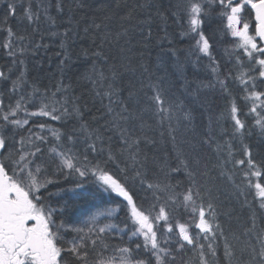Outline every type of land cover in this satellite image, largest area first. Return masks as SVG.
Masks as SVG:
<instances>
[{"label": "snow or ice", "instance_id": "obj_1", "mask_svg": "<svg viewBox=\"0 0 264 264\" xmlns=\"http://www.w3.org/2000/svg\"><path fill=\"white\" fill-rule=\"evenodd\" d=\"M154 36L171 56L187 40L193 63L208 60L196 92L212 103L189 107L150 72ZM229 37L222 65L213 53ZM81 38L89 87L76 95L65 73ZM45 40L59 41L60 79L42 88L27 60ZM0 53V264H264V152L247 142L264 143V0H5ZM104 193L122 199L67 223ZM245 212L237 234L228 222Z\"/></svg>", "mask_w": 264, "mask_h": 264}, {"label": "trees", "instance_id": "obj_2", "mask_svg": "<svg viewBox=\"0 0 264 264\" xmlns=\"http://www.w3.org/2000/svg\"><path fill=\"white\" fill-rule=\"evenodd\" d=\"M4 2L5 0H0V7L3 6ZM20 2L21 0H17V3ZM160 35H162V33H160ZM234 40L235 38L229 37L228 39L218 41L217 47L213 54L221 62L222 65L227 60V56L224 50L225 48H231V42H233ZM45 43L50 44V47L47 51L41 49L35 58L29 56L27 60L29 70L28 79L31 81L32 79L39 77L42 88L43 86L51 87L60 79V73L57 69L59 59L55 55L56 52L60 51V48L58 46L59 41L45 40ZM174 46L180 51L177 52L176 56H171L167 53L169 45L165 43L163 47L157 46V40L154 36L152 43L148 45L147 51L145 52L144 62L149 66L150 72H152L155 77L165 78L166 84L170 86L171 92L172 94H174L175 97H177L179 100H182L189 107H195L197 110H199L201 101L212 103L215 100L214 94L211 92L204 90H201L199 93L196 92L197 85L201 81L207 82L210 79V74L208 73L205 67L208 64V60L202 59L199 64L193 63L196 60V57L189 56L187 50V40H184L183 42H178ZM89 47L90 41L88 39L81 38L76 40L70 49V52L72 54V62L69 66L70 71H66L65 73L67 77L65 79V83L71 82L73 84L74 88L76 89V95H80L82 92L88 91L89 86L87 84V81H80L79 83H77V81L80 75L84 73L90 67L91 64L90 59H86L82 56L80 49ZM137 47L139 48V46ZM36 60L43 61L42 68H38L36 66ZM5 62L6 59L3 58V54L0 53V65H3ZM139 79V73L134 76L131 74L126 75L124 78V85L127 86L131 82L132 84L138 86ZM28 91H30V89H28ZM194 93H196V96H198L199 99L193 103ZM124 96H127V91L124 92ZM106 102L107 101H105V103ZM5 103H8V101L6 100ZM215 103H219V101H215ZM96 107H99V104H97ZM29 110L32 111L35 109L33 108ZM197 115L199 116V111H197ZM206 116L207 113H205V117ZM44 122L51 124L53 127H60V122L51 121L48 117H33L30 121V125ZM197 123L198 125H200V128L198 130H202L204 124H206V118L203 122L198 119ZM41 134L48 135L47 132ZM247 142L254 145V153L256 151L264 152V143H261L255 135H253L252 138ZM48 147V145L42 146L45 152L44 159H48ZM164 151L165 149L161 148L158 154H163ZM182 178L183 177H177V179ZM71 179H75V177H72ZM91 179V177H88L89 181H91ZM91 186V184L86 185V187ZM49 191H55V189L50 188ZM111 197L114 199L110 200L109 194L104 193L102 197H99L96 200L90 201L87 204H79L76 206V208L68 210L65 217L67 223L73 224L76 227H84V221L89 219L97 210L103 211L105 208H115L119 201L122 199L117 197L115 193H112ZM221 198H223V196ZM236 207L239 211V206L237 205ZM123 215V212L119 213L121 219H123ZM246 215V212L241 215L240 222H237L235 219L228 222L231 223L233 230L237 231V234H239L241 230V225L244 221V216ZM176 219L180 223H183L188 219V217L183 214L181 210L180 212H177ZM104 221L105 219L103 218V216L99 217L100 226H103ZM191 231L198 230L194 229L193 227ZM126 239L127 237H125V240ZM241 239L243 240V237H241ZM106 242L109 244L121 243L118 236H110L106 239ZM189 255H191V253H189Z\"/></svg>", "mask_w": 264, "mask_h": 264}, {"label": "rangeland", "instance_id": "obj_3", "mask_svg": "<svg viewBox=\"0 0 264 264\" xmlns=\"http://www.w3.org/2000/svg\"><path fill=\"white\" fill-rule=\"evenodd\" d=\"M106 223H109V221L105 220V221H104V224H106ZM104 224H103V225H104ZM108 254H111V253H108Z\"/></svg>", "mask_w": 264, "mask_h": 264}]
</instances>
